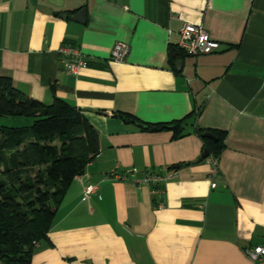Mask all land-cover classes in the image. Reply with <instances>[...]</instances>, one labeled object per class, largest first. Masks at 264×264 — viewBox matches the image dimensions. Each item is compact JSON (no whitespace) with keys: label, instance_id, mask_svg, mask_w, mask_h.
Returning <instances> with one entry per match:
<instances>
[{"label":"crops","instance_id":"crops-1","mask_svg":"<svg viewBox=\"0 0 264 264\" xmlns=\"http://www.w3.org/2000/svg\"><path fill=\"white\" fill-rule=\"evenodd\" d=\"M80 9L83 24L71 20ZM183 24L219 49L184 54L174 73L166 51ZM116 43L128 48L121 62L109 61ZM60 47L86 67L67 73ZM0 77L46 105L53 85L98 135V154L56 209L50 246L37 245L30 264H264L244 254L264 246V0H0ZM198 109L176 139L113 116L164 124ZM193 127L225 132L214 177L196 162ZM148 173L172 177L154 193Z\"/></svg>","mask_w":264,"mask_h":264},{"label":"trees","instance_id":"trees-1","mask_svg":"<svg viewBox=\"0 0 264 264\" xmlns=\"http://www.w3.org/2000/svg\"><path fill=\"white\" fill-rule=\"evenodd\" d=\"M71 14L56 16L69 18ZM183 56L176 45L167 47L166 62L172 72ZM48 91L52 101L46 105L28 98L12 87L8 78L0 77V118L14 119L18 124L0 126V264H30L37 245L50 246L46 235L56 209L72 180L98 154V135L93 127L78 109L54 97L53 85ZM198 114L199 109L164 124L141 123L124 113L113 116L147 133L171 131L176 139L188 134L186 122H193ZM192 130L202 142L200 156L207 152L196 162L208 158L217 162L225 132L198 127ZM160 187L156 184L151 188ZM152 204L157 207L158 203L152 199Z\"/></svg>","mask_w":264,"mask_h":264},{"label":"built area","instance_id":"built-area-1","mask_svg":"<svg viewBox=\"0 0 264 264\" xmlns=\"http://www.w3.org/2000/svg\"><path fill=\"white\" fill-rule=\"evenodd\" d=\"M176 46L184 54L190 56L198 55H208L219 49V43L213 40L200 26L183 24L177 34V43ZM128 48L126 45L121 43H116L112 46L110 50L109 61L112 62H121L126 56ZM57 53L62 58V63L64 69L67 73L76 74L80 69L86 67V62L81 58V54L74 47H60L57 50ZM207 163L211 166L210 176L214 177L216 174V161L214 159L208 158ZM110 178L114 181H123L125 175H121L116 172H111L109 174ZM172 175H159V174H145L142 177V182L146 185L155 186L161 182H164L167 179H170ZM134 183H138L136 180H132ZM215 185L213 182L210 183V188H213ZM83 197L91 194L93 192L92 186H85L83 188ZM152 192L158 193V190L153 189ZM160 205L157 204V208ZM246 258L253 263L259 262L262 256L264 255V246H257L248 248L244 251Z\"/></svg>","mask_w":264,"mask_h":264},{"label":"water","instance_id":"water-1","mask_svg":"<svg viewBox=\"0 0 264 264\" xmlns=\"http://www.w3.org/2000/svg\"><path fill=\"white\" fill-rule=\"evenodd\" d=\"M71 20L74 21V22H76V23L83 24L84 23V10L83 9L78 10L75 13V15H73L71 17ZM207 137L211 138L210 136H207ZM206 156H207V152L206 151H203L201 153L200 158L202 159V158H205Z\"/></svg>","mask_w":264,"mask_h":264},{"label":"rangeland","instance_id":"rangeland-1","mask_svg":"<svg viewBox=\"0 0 264 264\" xmlns=\"http://www.w3.org/2000/svg\"><path fill=\"white\" fill-rule=\"evenodd\" d=\"M18 124L16 122H12L10 118H0V126H5V127H12V126H17ZM118 182V181H117ZM122 182V181H119ZM90 195V194H89ZM88 196V195H87ZM86 196V197H87ZM82 197H83V191H82ZM85 198V197H83Z\"/></svg>","mask_w":264,"mask_h":264}]
</instances>
